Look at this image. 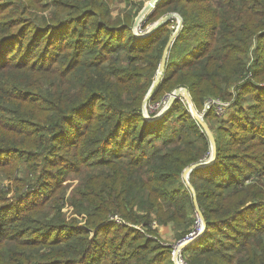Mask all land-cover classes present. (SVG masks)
Returning a JSON list of instances; mask_svg holds the SVG:
<instances>
[{"label": "trees", "instance_id": "trees-1", "mask_svg": "<svg viewBox=\"0 0 264 264\" xmlns=\"http://www.w3.org/2000/svg\"><path fill=\"white\" fill-rule=\"evenodd\" d=\"M146 1L0 0V264H175L194 196L185 264H264V0H161L142 25L182 18L149 117L180 88L233 101L204 115L194 194L208 133L183 97L143 111L177 28L135 35Z\"/></svg>", "mask_w": 264, "mask_h": 264}, {"label": "water", "instance_id": "water-1", "mask_svg": "<svg viewBox=\"0 0 264 264\" xmlns=\"http://www.w3.org/2000/svg\"><path fill=\"white\" fill-rule=\"evenodd\" d=\"M160 1L161 0H151L149 3H147L144 6V8L142 9V11L139 13V15L137 16V18L135 20L134 32L137 31V29H138V27L140 25L139 23H140L142 17L145 14L151 13L154 10V8L157 5V3H159ZM171 18H178V20H179L178 21L179 22V26L177 27V30H178L181 27V25H182V18L179 15H177V14H170V15H167L165 17L160 18L156 23L153 24V26L150 28V30L145 32L142 36H145L147 34H150V33L154 32L157 28L162 26L167 20H169ZM177 30H176V32H177ZM138 36H140V35H138ZM175 37H176V33L171 37V39L169 40V42H168V44H167V46H166V48L164 50V53H163V56H162V59H161V63H160V66H159V69H158V72H157L156 80L152 84V86H151V88H150V90H149V92H148V94H147V96L145 98L144 105H143V111H144V115L148 119H150V120L157 119V118L161 117L170 108V105L174 102V100L179 95H183L186 103L188 104V106L190 108V111L198 119V121L200 122V124L203 127V129L208 133L209 138H210V142H211V151H212L211 156L209 157L208 160H206L204 162H201V163H198V164H194L193 166L187 168L183 172V179L185 181H187V183H188L187 185H188L189 189L194 194V189H193L192 185L190 184L189 178H188L190 176L191 172L194 169H196V168L204 167V166H207V165L211 164L216 158V143H215V139H214V136H213L212 132L208 128L206 122L204 121V117L199 115L198 111L194 107V104L192 102V99H191V96L189 94V91L186 88H180L178 90H175L171 94V96L169 97L166 106L163 108V110L160 112V114L156 115L155 117H153V118L149 117L148 110H147V102H148L149 98L151 97L153 91L157 87V85L162 80V77H163V74H164V70H165V67H166L168 53H169V50H170V48H171V46H172V44H173V42L175 40ZM194 203H195V207L197 209L198 218L200 219V221L203 222V225L201 227V231L199 232V234L197 233L195 236L191 237L189 240L183 241L180 244V249H184L187 246H189L191 243H193L198 237L201 236V234L205 230L206 223H205V220H204V217H203L201 211L198 208L197 199L195 198V196H194Z\"/></svg>", "mask_w": 264, "mask_h": 264}, {"label": "built area", "instance_id": "built-area-1", "mask_svg": "<svg viewBox=\"0 0 264 264\" xmlns=\"http://www.w3.org/2000/svg\"><path fill=\"white\" fill-rule=\"evenodd\" d=\"M178 27V26H177ZM167 103V101L165 102V104ZM164 104V106H165ZM230 109V103L227 102V101H223L219 98H209L205 104H204V108L202 110V112L199 113V115L201 116H204L208 111H213L218 117H223ZM198 222H199V218H198ZM198 223H197V226H196V229L194 232H192L191 235H189L186 239L182 240V241H179L177 242L175 245H171L172 248L174 249V247L176 249H178L176 251V253L178 254L179 253V256L177 258V263L178 264H185L184 263V260H183V257H182V251L185 249H180V244L183 242V241H186V240H189L191 237L195 236L197 233H198ZM137 228L138 230L140 231H143L140 227H135ZM200 229V228H199ZM199 238V237H198ZM192 244V243H191ZM169 245V244H168ZM177 246V247H176ZM188 247V246H187ZM174 256V255H173Z\"/></svg>", "mask_w": 264, "mask_h": 264}, {"label": "rangeland", "instance_id": "rangeland-1", "mask_svg": "<svg viewBox=\"0 0 264 264\" xmlns=\"http://www.w3.org/2000/svg\"><path fill=\"white\" fill-rule=\"evenodd\" d=\"M150 1H151V0H147L145 4L149 3ZM125 7H126V6H125V3H122V4L119 5V6H115V7H114V13L117 14V12H121V11L128 10V9H126ZM150 14H151V13H149V14H145V15L142 17V19H141V21H140V23H139L140 25H139L137 31L135 32V35H137V36H138V35L142 36L145 32L149 31L150 28L153 26V25H152V26H151V25H150V26H146V27H143V26H142L143 23H144V21H145V19H146L147 16H149ZM136 18H137V17H136ZM176 19H177V26H179V22H178L179 20H178V18H176ZM181 27H182V25H181ZM176 30H177V28L175 29L173 35H174L175 33L177 34ZM157 72H158V71H157ZM156 76H157V74H156ZM154 79L156 80V77H155ZM260 85L263 86L262 84H260ZM178 97H180V98L183 97V99H184V96H183V95H179ZM178 97H177V98H178ZM184 100H185V99H184ZM228 102H229V101H228ZM229 103H230V109H231L232 104H233V101H231V102H229ZM166 104H167V103H166ZM166 104H165V106H166ZM157 106H158V105H157ZM157 106H156V105H152V106L150 107V109H151V110H155V108H156ZM165 106H164V107H165ZM164 107H163V108H164ZM244 107H245V108L249 107V103H245ZM203 108H204V107H203ZM230 109H229V110H230ZM162 110H163V109L161 108V109L159 110V112L157 113V115L160 114V112H161ZM197 111H198V110H197ZM198 113H200V112H198ZM231 113H232V111H231ZM228 115H230V112H229V111H228L224 116L227 117ZM224 116H223V117H224ZM203 117H204V116H203ZM220 118H221V117H220ZM212 134H213V133H212ZM213 136H214V135H213ZM211 153H212V151L210 150V154H211ZM184 171H185V170H184ZM189 177H190V176H189ZM189 177H188V178H189ZM184 182L186 183V185L188 184L187 181L184 180ZM187 186H188V185H187ZM188 188H189V187H188ZM198 225H199V226H198V234H199V232L201 231V227H202V225H203V222L200 221V219H199ZM169 228H170V227H169ZM199 228H200V229H199ZM205 230H206V226H205ZM205 230H204V232H205ZM170 231H172L171 228H170ZM204 232H203V233H204ZM203 233H202V234H203ZM202 234H201V236H202ZM162 236H163V235H162ZM163 237H164V236H163ZM168 238L171 239L170 236H169ZM165 241H166V242H169V243H168L169 245H175V243H172L171 241H167V240H165ZM194 242H195V241H194ZM194 242H193V243H194ZM193 243H192V244H193ZM168 244H167V245H168ZM176 247H177V246H176ZM177 250H178V249H176V248L174 247L173 252H172V258H173V261L175 262V264H178V263H177V258H178V256H179V253H178V254L176 253ZM173 255H174V256H173Z\"/></svg>", "mask_w": 264, "mask_h": 264}, {"label": "crops", "instance_id": "crops-1", "mask_svg": "<svg viewBox=\"0 0 264 264\" xmlns=\"http://www.w3.org/2000/svg\"><path fill=\"white\" fill-rule=\"evenodd\" d=\"M160 233L161 235H163L164 237H169L172 234V231H170V228H161L160 229Z\"/></svg>", "mask_w": 264, "mask_h": 264}]
</instances>
